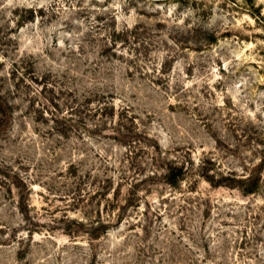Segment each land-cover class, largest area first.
Here are the masks:
<instances>
[{"label": "rangeland", "instance_id": "obj_1", "mask_svg": "<svg viewBox=\"0 0 264 264\" xmlns=\"http://www.w3.org/2000/svg\"><path fill=\"white\" fill-rule=\"evenodd\" d=\"M0 264H264V0H0Z\"/></svg>", "mask_w": 264, "mask_h": 264}]
</instances>
